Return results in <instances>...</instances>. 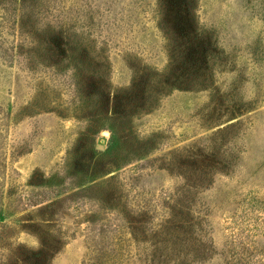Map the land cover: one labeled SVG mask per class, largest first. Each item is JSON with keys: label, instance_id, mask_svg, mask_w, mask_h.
<instances>
[{"label": "rangeland", "instance_id": "obj_1", "mask_svg": "<svg viewBox=\"0 0 264 264\" xmlns=\"http://www.w3.org/2000/svg\"><path fill=\"white\" fill-rule=\"evenodd\" d=\"M18 22L22 38L44 42L40 60L30 46L16 48ZM60 30L77 43L56 49L48 39ZM134 83L145 93L123 117L120 98ZM93 124L104 130L82 150L78 141ZM111 125L125 145L120 154L130 156L85 187L120 182L117 200L141 211L140 225L152 223L148 237L173 207L186 211L190 193L209 251L191 264H264V0H0V209L69 154L92 163V151L111 144ZM87 195L71 204L78 212L65 211L62 229L77 232L49 264L90 261L85 225L71 224L102 206L96 190ZM0 239L40 247L20 228L0 230ZM131 252L142 256L124 264H149L151 248ZM7 256L0 250V264Z\"/></svg>", "mask_w": 264, "mask_h": 264}, {"label": "trees", "instance_id": "obj_2", "mask_svg": "<svg viewBox=\"0 0 264 264\" xmlns=\"http://www.w3.org/2000/svg\"><path fill=\"white\" fill-rule=\"evenodd\" d=\"M6 9L7 7H4V13L1 16L3 22L7 19ZM25 27L26 25L20 22L16 26L17 37L15 38H20L21 41L17 43L16 48H19L23 53L25 50L27 51V46H30L35 52L36 58L40 60L43 57L44 42L35 41L29 35L22 38V30L26 33ZM48 41L53 43L56 49L72 47L77 43L62 30L57 31V35ZM27 56L30 59V55L27 54ZM142 84H144L143 81ZM140 92L145 93L141 84L134 83L131 92L123 95L124 101L120 98V113L122 116L124 115L123 117L129 114L130 111L127 110L130 103L140 98ZM130 108L132 107L130 106ZM106 119L108 121L113 119V123L118 120V117L110 115ZM110 128L111 144L103 152L93 150L91 153L94 158L92 163L88 157H77V155L72 157L69 154L54 173L49 175L37 173L33 176L29 186L34 190L28 191L24 196L13 192L8 194V206L5 209H0V219L4 215H9L11 219L9 223L1 220L0 230H5L8 227L20 228L22 231L35 234L40 239V247L37 250H30L20 245L15 247L12 244H6L0 239L2 242L0 250L10 254L4 264H49L51 259L62 250L64 242L69 237L75 236L77 232L68 233L62 229V220L67 215L65 211L78 212L79 209L71 207V204L75 203L78 198L91 199L87 194L94 190L99 194L102 206L85 211L88 213L87 215L82 213L84 211L79 215H74L71 223L77 228L85 225L83 232L89 245L91 257L87 264H124V261H134L136 257L141 258L142 256L131 252L135 246L152 249L151 257L145 259L149 264H191L207 258L209 251L206 249V241L203 238L204 223L202 219L204 216L199 207L198 209L193 207L194 199L190 193L186 198V211L173 207V214L169 217L165 227L162 230L153 228V236L148 237L144 228L149 223H146V227H144L137 220V216L139 218L143 216L139 214L141 211L136 213L132 210L133 203L117 200L114 193L120 182H103L96 186L90 183L91 185L88 184L85 187V180L109 172L117 161H122L130 156L127 151H122L120 154L122 148H125V145L119 147L120 142H123L120 131L115 125H111ZM102 130L104 129L93 124L81 134L82 138L79 139L77 146L86 150L85 141ZM146 141H151V139ZM112 179L114 176L108 180ZM196 179L194 178L193 183L198 186L202 180ZM102 184L103 187H101ZM68 186H75L77 190L72 189L69 192ZM95 187L96 189H94ZM83 208H86V202L82 205ZM110 210L115 211L112 223L106 215ZM178 214L180 216H177ZM200 217L202 218L200 219ZM151 225L152 223L149 224V226ZM164 229L167 231L165 232Z\"/></svg>", "mask_w": 264, "mask_h": 264}]
</instances>
